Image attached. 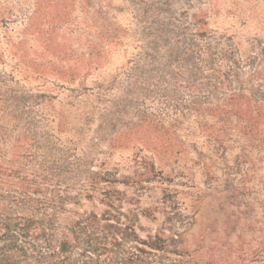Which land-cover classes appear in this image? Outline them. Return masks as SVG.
<instances>
[{
	"label": "rangeland",
	"instance_id": "obj_1",
	"mask_svg": "<svg viewBox=\"0 0 264 264\" xmlns=\"http://www.w3.org/2000/svg\"><path fill=\"white\" fill-rule=\"evenodd\" d=\"M193 12L212 33L231 37L239 58L264 45V0H0V81L44 96L42 111L50 122L43 136L65 155L60 177L82 180L98 173V180L108 170L112 176L106 177L120 179L151 161L150 182L133 185L131 178L116 185L124 209L150 206L161 219L163 201L176 202L190 224L186 264H264V145L252 144L235 122L97 130L104 105L92 91L101 85L105 99L120 94L138 50L132 37L152 34L162 21L188 22ZM112 31L122 44L107 43ZM251 70L241 69L244 79ZM86 104L96 113L77 132L73 127L82 123ZM124 114V123L136 124V110ZM107 186L97 184L94 199H82L81 208L99 210L101 192L113 190ZM83 188L78 183L73 190ZM141 223L154 228L159 219Z\"/></svg>",
	"mask_w": 264,
	"mask_h": 264
},
{
	"label": "trees",
	"instance_id": "obj_2",
	"mask_svg": "<svg viewBox=\"0 0 264 264\" xmlns=\"http://www.w3.org/2000/svg\"><path fill=\"white\" fill-rule=\"evenodd\" d=\"M151 30L132 37L138 50L120 94L105 99L101 85L92 91L104 105L97 130L152 124L166 125V131L189 121L201 128L235 122L252 144L263 146L264 45L239 58L231 37L212 33L197 12L188 22L162 21ZM120 39L112 31L107 43L122 44ZM246 66L252 70L244 79ZM43 97L0 81V264H186L190 224L176 202L163 201L160 219L150 206L124 209V193L116 189L131 178L133 185L150 182L153 162L114 180L106 177L112 176L108 170L98 180V173L82 180L60 177L64 168L58 162L65 155L43 136L50 122ZM127 108L138 112L135 125L124 123ZM95 109L82 106L77 132L93 121ZM78 183L81 192L73 190ZM99 183L113 190L101 192L99 210L82 209V199L93 200ZM157 219L154 228L142 226V220Z\"/></svg>",
	"mask_w": 264,
	"mask_h": 264
}]
</instances>
